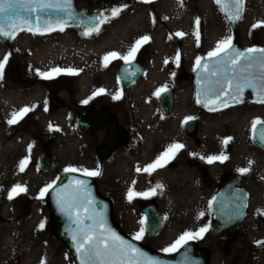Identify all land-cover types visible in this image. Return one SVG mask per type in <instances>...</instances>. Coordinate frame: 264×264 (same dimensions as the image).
Wrapping results in <instances>:
<instances>
[{
  "label": "flooded vegetation",
  "instance_id": "1",
  "mask_svg": "<svg viewBox=\"0 0 264 264\" xmlns=\"http://www.w3.org/2000/svg\"><path fill=\"white\" fill-rule=\"evenodd\" d=\"M244 10L248 44L233 33L232 46L264 49V0H244ZM137 23H143V31L129 45L144 36L148 41H142L131 63L110 58L107 67L104 59L96 62L98 68L87 60L78 64L76 51L57 36L26 32L8 44L0 41V61L8 56L0 76V166L8 165L7 153L15 149L27 159L26 169L55 174L53 184L65 173L90 178L122 234L143 227L147 236L144 216L152 211V235L171 237L157 246L163 251L184 233L206 227L202 238L187 241L205 254L206 264H264V103L259 102L264 82L255 79L239 103L206 109L191 81L187 44L183 48L164 35L152 42V20ZM55 68L76 74L38 75ZM100 89L104 92L94 95ZM24 108L30 110L9 124ZM188 117L193 119L185 123ZM254 121H260L255 128ZM174 144L183 147L164 167L143 171ZM210 156L226 159L208 163ZM129 189L148 195L129 202ZM226 191L229 211H215L214 200Z\"/></svg>",
  "mask_w": 264,
  "mask_h": 264
},
{
  "label": "rangeland",
  "instance_id": "2",
  "mask_svg": "<svg viewBox=\"0 0 264 264\" xmlns=\"http://www.w3.org/2000/svg\"><path fill=\"white\" fill-rule=\"evenodd\" d=\"M122 1L110 0L107 7H102L99 0H78L77 6L80 9L102 14L106 22H102L99 31L89 35L82 30L66 28L63 31L57 30L43 36L61 37L62 42L69 43L71 49L76 51L78 64L82 63V60H87L92 63L90 66L92 68H98L100 65L98 66L96 62H100L108 53L116 52L120 57L128 54L132 48L129 43H133V38L143 31L139 28L143 23H137L143 20L133 19V11L138 9L136 7L138 5H145L144 20H152L155 25H152V33H150L152 42H157L164 35L165 38L172 37L178 44L181 43L183 48L187 44L189 68L196 65L197 58L207 57L220 41L232 37V31L220 14L214 0H185L187 13L191 15V18L187 24L183 25L179 20V6L170 7L167 0H152L150 3H143L142 0H129L131 7ZM123 5L125 8L113 18L112 10L122 8ZM247 15L244 11L239 31V42L244 45L248 44L246 31L250 26ZM189 27L192 28L191 36L188 34ZM214 30L217 32L212 37L211 33H214ZM160 31L163 33L160 34ZM177 33L183 35H177ZM19 35L23 36L27 33L22 32ZM107 38L110 44L104 46L102 42ZM86 66L89 67V63ZM7 154H9L6 162L8 165L0 166V195L5 199L4 207L0 211V264H75L66 246L54 235L55 222L51 217L47 194L42 200L37 199L42 188L54 183L55 174L43 176L26 167L20 171V162L25 160L22 152L14 149ZM16 185H20L26 191L9 200L8 193ZM26 200L32 201L28 218L21 216V208ZM41 224H43L42 228ZM134 236L135 234L128 235L131 239ZM170 238L164 235L152 241L143 235L142 239L135 241L150 251L171 255L175 252H166L157 247Z\"/></svg>",
  "mask_w": 264,
  "mask_h": 264
},
{
  "label": "snow or ice",
  "instance_id": "3",
  "mask_svg": "<svg viewBox=\"0 0 264 264\" xmlns=\"http://www.w3.org/2000/svg\"><path fill=\"white\" fill-rule=\"evenodd\" d=\"M143 3H150L151 0H142ZM219 4L220 0H216ZM232 5L235 8V13L233 19H240V14L242 12L243 0H232ZM48 9H56L57 11H65L67 12L69 9V0H64L63 4H53L51 0H0V17L12 19L16 17L19 19V14L21 11L29 12V13H38L44 12ZM122 11V8H114L112 10V17H116ZM37 27L33 28L30 23L25 21L24 23H17L16 20H12V23L8 25V30L5 29L3 25H0V37H4L5 39L12 38L15 34L16 29L21 31L28 30L32 31L33 34H36L37 31H43L40 29L39 17L37 16ZM101 22H106L105 20L98 21L95 28H90L86 34H91L93 31H99V24ZM67 23L66 20H60L56 25L45 22V28L51 29L52 31H63L64 25ZM199 21L197 20V24ZM262 25H253V27H259ZM177 35H183L182 33H177ZM197 34V39H198ZM148 37L144 36L142 38L143 42L148 41ZM142 41H137L136 45L133 46L126 56L120 57L116 52L108 53L103 59L106 62L105 67H107V62L111 59H123L125 63H131V59H134L135 53L138 51L139 46ZM232 49L231 37H228L222 41H220L215 50L208 53L209 58H216L218 56H223V59L219 62L224 65H228L224 69L222 75L217 72H212L213 76L220 75V79L216 81L217 87L213 90L212 94L215 96V100L210 101L209 107L210 110H217L216 107H212V105L222 102L225 106H228L227 98L231 96L236 100L237 103L240 102L241 94L243 93L245 88L255 87V79H259L264 82V49L257 48H249L245 52H238L233 50L229 55V50ZM8 61V56H5L2 61H0V76L3 74V70L5 64ZM243 61V64H241ZM197 68H201V59L197 58L196 60V68L193 70L196 71ZM208 65L204 64L203 69H207ZM252 69H257V72H253ZM64 71L67 74H76L74 70L67 69L61 70L59 68L53 69L49 73H38L43 79H52L54 75H59ZM235 73V75H229L228 73ZM244 72L246 75H241L240 73ZM164 89L158 90L157 95ZM208 90L205 89V92ZM104 92V89H100L94 95H99ZM221 97L225 99L221 101ZM119 95L113 96V99H118ZM201 102L198 100V103ZM259 102L264 103V87L261 89V97ZM83 103L87 104L88 100L83 101ZM30 109L24 108L20 110V113H13L12 118L8 121L9 124L16 123L18 118H22V114H26ZM193 119L192 117H188L185 120V123L188 120ZM260 123V121L253 122V128H255L256 124ZM51 130V126H50ZM59 131V129H56ZM264 138V135H262ZM227 141H225L226 143ZM183 145L174 144L170 146L168 151L162 154L157 158L155 162L149 164L147 167L143 169L144 172H148L149 174L152 171H155L158 167H164L165 163L168 162L169 159L174 158L175 153L179 151ZM31 150V145H29V151ZM226 159V157H208L207 162L212 163L215 160H219L221 163ZM27 164V159L22 160L20 162V171H23ZM81 171L83 175L86 176H97L99 175V170L89 171V170H80L76 168H66L65 172H77ZM137 171H141L139 168ZM248 169H240L241 173L247 172ZM75 188H71L69 191L67 188L62 190L61 193H58L57 204L60 207V210L69 216L70 219H73V211H76L75 218L73 219V223L77 224V231L72 234V241L75 245L76 252L78 258L80 260V264H131V258L135 256L136 249H134L131 245L127 244L125 241L121 240L119 236H117L114 232H111L109 229L105 227V222L102 215L90 214L87 216H81L79 214L80 209H84L87 211V206L91 205V200L87 199L83 192L86 189V185L84 181H75ZM157 188L161 187L160 185L156 186ZM54 188V184H49L46 187L40 190V195L37 199H43L44 196L48 193L50 189ZM26 189L21 187L20 185H16L13 187L8 193V199L11 200L14 196H18L20 193L25 192ZM147 196V193H135L132 189H129L128 199L129 202L137 196ZM85 200L87 201L85 204ZM92 220L93 223L87 227H83L84 220ZM143 225V221L140 222ZM43 227V224L40 225ZM207 231V228H201L199 232L196 233H184L172 246L170 249H165V251L176 250L178 246L182 247L184 243H187L189 239H197L202 238L203 233ZM144 228L141 227L140 231L135 234L133 237L134 240H140L143 238Z\"/></svg>",
  "mask_w": 264,
  "mask_h": 264
},
{
  "label": "water",
  "instance_id": "4",
  "mask_svg": "<svg viewBox=\"0 0 264 264\" xmlns=\"http://www.w3.org/2000/svg\"><path fill=\"white\" fill-rule=\"evenodd\" d=\"M216 2V0H214ZM53 4H63L64 0H51ZM103 5H106V1L102 0ZM220 13L226 19L231 29L234 32L239 30L240 22L243 15V5L242 12L240 14V19H233L235 8L232 5V0H220L219 4L216 2ZM37 16L39 17V27L43 31H37L38 34H43L52 31L51 29L45 28V22L56 25L60 20H66L67 23L64 25V28H81L86 32L90 28H95L98 21L102 20L100 14L88 13L86 11L80 10L76 6V0H69V9L67 12L65 11H57L56 9H48L44 12L38 13H29L21 11L19 14V19L13 17L11 20L7 18L0 17V25H3L6 30H8V25L12 23V20H16L17 23H24L27 21L32 25L33 28L37 27ZM101 24V23H100ZM99 24V26H100ZM28 31V30H24ZM21 32V30L16 29L14 36ZM32 32V31H29ZM13 36V37H14ZM12 37V38H13ZM12 38L5 39L4 37H0V41L5 44H8ZM235 50L238 52H245V50L240 49L238 46H232V49L229 50V55L231 52ZM223 59V56H218L214 59L206 57L201 59V68H197L196 71L191 76V81L194 84L197 92L198 100L201 106L210 109L209 104L210 101L215 100V96L212 94L213 90L217 87L216 81L220 79V75L223 74L224 69L229 67L228 65H224L219 63ZM207 64L208 68L203 69V65ZM243 64V61H241ZM217 72L218 76H213L212 72ZM253 72H257V69H252ZM230 76L235 75V73H228ZM241 75H246V73L241 72ZM257 83H259V79H257ZM205 89L208 91L205 92ZM250 90V88H245L243 93L241 94L242 100L245 96V92ZM254 93V92H253ZM225 98L221 97V101ZM228 104L236 102L231 96L227 98ZM224 103L220 102L218 105L214 104L212 107H222ZM75 181H84L86 185V189L83 192V195L91 200V205L87 206V211L84 209L79 210V214L81 216H87L90 214L102 215L105 227L109 229L111 232H114L117 236L120 237L121 240L125 241L127 244L131 245L134 249H136L135 256L131 258V264H206V256L202 252H198L194 245L191 242L185 243L182 248L172 256L160 255L157 253H153L148 249L142 247L139 243L129 239L125 235H123L112 223L110 217V205L109 203L98 196L96 192L95 185L90 178L79 176L73 173L64 174L61 179L54 185L53 189H50L48 193V203L51 210V216L55 221V225L53 228L54 235L64 243L70 252L75 264H80V260L78 258L75 245L72 241V234L77 231V224L73 223V219L75 218L76 211H73V219H70L68 215L60 210V207L57 204L58 193H61L62 190L66 188L70 191L71 188H75ZM226 199V200H225ZM225 200V201H224ZM218 201L221 203L218 204ZM224 201V202H223ZM231 201V194L229 191H226L222 194V198H216L213 202V206L215 211L220 210L221 212L229 211V208H224L227 202ZM85 200V204H86ZM4 203V199L0 196V210L2 209ZM29 202H27V205ZM220 206V207H219ZM30 214V210L28 206L24 208L21 215L24 218H27ZM221 222H225L228 219L218 218ZM93 223L92 220H84L83 227H87ZM145 224L148 228V237L154 238L156 234L152 235V211L145 216Z\"/></svg>",
  "mask_w": 264,
  "mask_h": 264
},
{
  "label": "bare ground",
  "instance_id": "5",
  "mask_svg": "<svg viewBox=\"0 0 264 264\" xmlns=\"http://www.w3.org/2000/svg\"><path fill=\"white\" fill-rule=\"evenodd\" d=\"M167 2L169 3L168 5L170 7H173L174 8L175 6L176 7L179 6V8H178L179 11H180L179 20L182 21L181 25H183L184 23L187 24L189 22L190 18H191V15L187 13V8L185 6V0H167ZM137 8L138 9H136V11H133V13H134L133 19L134 20H144L143 11H144V9H146L145 8V5L138 6ZM129 21H131V20H129ZM125 23H127V22L125 21ZM152 25H153V21H152ZM153 26H155V25H153ZM181 32H183V30H181ZM216 32H217V30H216ZM216 32L214 30V33L212 32L211 33V36L212 37L215 36L216 35ZM161 33H163V32L160 31V34ZM188 34H189V36H191V34H192V28L191 27H189V29H188ZM103 42H102V44L104 46H108L110 44L109 38L103 40ZM168 42L172 43L173 41L169 40ZM170 48H171V46H170Z\"/></svg>",
  "mask_w": 264,
  "mask_h": 264
}]
</instances>
